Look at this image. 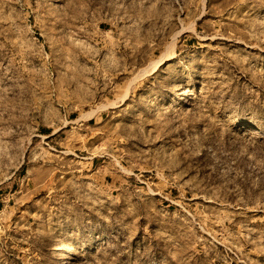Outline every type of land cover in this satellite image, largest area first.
Here are the masks:
<instances>
[{
  "label": "rangeland",
  "instance_id": "rangeland-1",
  "mask_svg": "<svg viewBox=\"0 0 264 264\" xmlns=\"http://www.w3.org/2000/svg\"><path fill=\"white\" fill-rule=\"evenodd\" d=\"M0 264H264V0H0Z\"/></svg>",
  "mask_w": 264,
  "mask_h": 264
},
{
  "label": "bare ground",
  "instance_id": "bare-ground-1",
  "mask_svg": "<svg viewBox=\"0 0 264 264\" xmlns=\"http://www.w3.org/2000/svg\"><path fill=\"white\" fill-rule=\"evenodd\" d=\"M167 52H170V51H167ZM167 57H168L167 55H163L158 61H156L153 64V66H152V68H153L152 72H154L158 67H160L161 65H163L165 63V61L168 60ZM74 254H75V251H71V255H74Z\"/></svg>",
  "mask_w": 264,
  "mask_h": 264
}]
</instances>
